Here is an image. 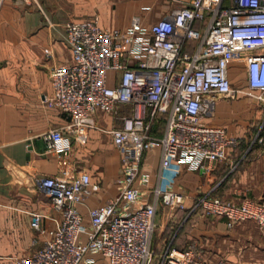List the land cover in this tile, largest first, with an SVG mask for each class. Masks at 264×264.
Masks as SVG:
<instances>
[{"label": "built area", "instance_id": "obj_1", "mask_svg": "<svg viewBox=\"0 0 264 264\" xmlns=\"http://www.w3.org/2000/svg\"><path fill=\"white\" fill-rule=\"evenodd\" d=\"M168 2L178 6L148 27L140 16H133L124 30L103 29L98 17L65 25L73 61L51 70L47 102L65 113L69 123L41 138L48 151H66L72 140L85 138L93 114H112L120 125L108 133L121 156L123 185L113 200L89 208L85 219L78 206L89 193L88 174L71 180L35 178L36 188L61 212L62 221L46 229L42 215L32 214L30 226L42 243L10 264H94L95 254L108 264H151L159 204L225 218L229 228L252 220L264 234V202L233 203L174 190L184 170L224 161L227 151L240 144L206 121L217 99L235 97L230 66L241 64L248 90L259 92L260 99L264 95V0ZM190 43L191 52L186 50ZM123 106L130 110L121 114ZM160 118L163 133L156 137L151 130ZM251 143L264 147V138L255 136ZM155 147L161 151L157 179L146 188L150 174L143 158ZM161 264L211 263L202 261L193 247H167Z\"/></svg>", "mask_w": 264, "mask_h": 264}, {"label": "crops", "instance_id": "obj_2", "mask_svg": "<svg viewBox=\"0 0 264 264\" xmlns=\"http://www.w3.org/2000/svg\"><path fill=\"white\" fill-rule=\"evenodd\" d=\"M177 6L168 0H0V257L4 258L0 264L30 255L41 245L43 238L30 226L32 214L42 215L46 229L62 221L61 212L36 188L35 178L71 180L88 174L89 193L78 206L85 219L89 208L113 200L123 185L121 156L108 133L120 125L112 114H93L85 138L72 140L66 151H48L41 138L44 132L69 123L65 113L47 102L52 95L51 70L73 61L65 25L96 16L103 29L124 30L133 16H140L148 27ZM192 49L193 44H188L186 50ZM236 65L230 66L229 74ZM239 89L246 97L251 95L246 80ZM129 110L123 106L119 113ZM243 113L242 101H215L214 113L206 121L224 128L240 144L227 151L224 161L204 162L197 171L184 170L176 179L175 191L192 197L212 193L233 203L264 202V147L259 143L250 147L255 136H236L246 130L248 118ZM162 133L163 129L151 130L156 137ZM160 153L155 147L144 155L150 174L146 188L156 183ZM34 238L39 242L34 244ZM150 246L159 264L167 247H193L202 261L211 264H264V234L255 221H240L229 228L225 218L161 204ZM92 258L94 264H108L99 254Z\"/></svg>", "mask_w": 264, "mask_h": 264}, {"label": "rangeland", "instance_id": "obj_3", "mask_svg": "<svg viewBox=\"0 0 264 264\" xmlns=\"http://www.w3.org/2000/svg\"><path fill=\"white\" fill-rule=\"evenodd\" d=\"M236 68L237 69L233 71L232 74H230V78L232 80V86L235 91V97L233 99L231 98L230 99L225 98V99H229V101H242V103H244V113L243 114L246 118H248L246 130L245 131L239 130L236 133V136H264V95H262L260 99L259 92H250L251 93L250 96L252 97L250 96L246 97L245 95L240 93L239 87H240V84L243 83V81L245 80V72H244L242 65L239 63L236 65ZM249 145L250 147H253L255 143L253 144L251 143ZM208 195L212 196V193H209ZM199 212L202 213L201 211ZM2 257L3 256H1L0 259H4ZM159 262H160V259L154 257V251H153V259H152L151 264H159ZM161 262H162V257H161Z\"/></svg>", "mask_w": 264, "mask_h": 264}, {"label": "trees", "instance_id": "obj_4", "mask_svg": "<svg viewBox=\"0 0 264 264\" xmlns=\"http://www.w3.org/2000/svg\"><path fill=\"white\" fill-rule=\"evenodd\" d=\"M162 126V127H161ZM153 130H161L164 128V120L163 118H160L154 125H153Z\"/></svg>", "mask_w": 264, "mask_h": 264}]
</instances>
